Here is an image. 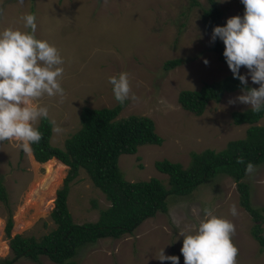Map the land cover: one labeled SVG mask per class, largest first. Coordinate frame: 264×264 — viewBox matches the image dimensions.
<instances>
[{"label":"rangeland","instance_id":"rangeland-1","mask_svg":"<svg viewBox=\"0 0 264 264\" xmlns=\"http://www.w3.org/2000/svg\"><path fill=\"white\" fill-rule=\"evenodd\" d=\"M215 1L223 12L220 25L226 24L229 17L244 13L241 0ZM199 3L192 6L190 0H0V30L23 28L22 17L34 14L36 36L54 44L64 60L63 97L44 95L33 101L48 108V117L53 122L52 144L63 147L65 140L81 127L84 106L102 108L120 104L108 82L109 76L120 72L128 73L131 93L117 118L150 117L164 138L161 145L145 144L136 154L120 156L119 166L125 179L157 177L169 188V176L157 169L156 161L169 159L187 167L192 152L208 148L219 151L229 141L244 138L250 125L235 124L232 114L250 107L238 101L229 103L241 94V89L226 93L219 102L211 101L202 115L179 103L182 90L199 89L205 82L229 74L226 64L211 49L212 32L203 24L202 14L210 7V0H199ZM175 58L182 59V63L166 70L165 63ZM240 71L244 74L248 70L242 66ZM248 85L258 87L250 77ZM40 122L41 119L35 127ZM258 124L264 125V117ZM32 156L33 152L25 153L16 141L0 142V176L8 190L10 205L7 207L0 200V219L4 221L0 249L2 241L9 246L5 226L10 214L14 220L12 236L23 234L40 239L56 227L50 213L56 191L68 174L67 165L52 206L45 211L35 209L36 206L27 209L26 225H17V210L23 206L30 184L37 173L46 172L45 165L36 164ZM245 181L250 185L252 205L263 207L264 163L256 165ZM68 204L74 220L84 223L96 221L101 209L107 208L110 202L81 169L71 184ZM232 205L237 208L235 216L230 211ZM206 208L234 224L232 241L238 249L236 264H264V247L252 231L255 220L240 204L235 181L226 175L209 179L189 195H170L167 212L159 211L131 234L118 239L101 238L85 245L73 260L77 264H171L157 259L164 248L166 255H177L179 264H184L180 251L183 237L179 231L198 224ZM8 249L0 250V264L13 258L10 246ZM11 264L58 263L40 255L37 261L22 257Z\"/></svg>","mask_w":264,"mask_h":264},{"label":"trees","instance_id":"trees-1","mask_svg":"<svg viewBox=\"0 0 264 264\" xmlns=\"http://www.w3.org/2000/svg\"><path fill=\"white\" fill-rule=\"evenodd\" d=\"M192 6L200 5L199 0H190ZM202 14L206 30L220 25L223 12L215 0ZM223 42L217 38L211 49L218 54L220 61L228 67L223 56ZM182 63V59L168 60L164 67L171 70ZM229 69V67H228ZM250 86V85H249ZM253 87V86H250ZM242 89L240 81L229 74L222 79L205 82L199 89H184L179 93L181 106L197 115H202L211 101L219 102L226 93ZM123 108L120 103L114 107L94 108L84 106L80 114L81 127L70 135L63 147L51 142L53 122L47 116L41 118L37 126L41 140L31 145L35 160L46 162L57 158L69 166L63 185L56 191L54 207L50 217L56 227L40 239L35 236L16 234L12 236L14 220L7 219L5 235L13 258L5 260L11 264L22 257L39 260L40 255L48 256L58 264H77L73 259L80 249L101 238H121L133 233L145 220L156 214L168 211L170 195H189L200 185L217 175L233 178L240 195V204L255 220L253 234L264 247V206L256 208L251 202L250 185L245 181L247 162L255 166L264 163V125L258 122L264 111L253 112L251 108L234 111L235 124H249L244 138L231 140L222 150L208 148L202 152H192L187 167L181 162L162 159L156 161L157 169L169 176L170 187L157 177L148 180L129 181L125 179L119 159L122 154H136L145 144L161 145L164 138L156 131L155 122L147 116L131 115L118 119ZM243 157L245 163H237ZM85 170L106 196L110 205L101 209L96 221L78 223L69 209L68 198L71 184ZM0 200L9 207V193L0 176Z\"/></svg>","mask_w":264,"mask_h":264},{"label":"clouds","instance_id":"clouds-1","mask_svg":"<svg viewBox=\"0 0 264 264\" xmlns=\"http://www.w3.org/2000/svg\"><path fill=\"white\" fill-rule=\"evenodd\" d=\"M241 3L243 15H233L226 24L214 26L211 41L219 38L223 42L226 63L242 86L241 94L229 103L238 101L259 113L264 111V0H241ZM22 19L23 28L0 30V142L16 141L28 153L31 145L41 140L36 122L48 116V108L33 101L44 95L63 97L64 60L54 44L36 36L34 14H25ZM242 66L248 70L244 74L240 71ZM249 77L258 87L248 85ZM108 82L118 102L123 104L130 98L128 73L111 75ZM131 98L136 99L134 95ZM237 163L244 164V158L238 157ZM254 170L255 165L247 162L245 172L250 174ZM230 211L237 215L235 205ZM173 222H177L175 217ZM234 231L235 226L228 218L206 208L198 224L179 231L183 237L180 251L184 264H236ZM157 259L179 264V256L166 255L164 248Z\"/></svg>","mask_w":264,"mask_h":264},{"label":"bare ground","instance_id":"bare-ground-1","mask_svg":"<svg viewBox=\"0 0 264 264\" xmlns=\"http://www.w3.org/2000/svg\"><path fill=\"white\" fill-rule=\"evenodd\" d=\"M30 153H32V151H30ZM32 160L36 164L45 165L46 172L43 175L37 173L34 182L30 184L27 190L23 206H21L17 210L18 212L16 214V222L17 225L20 226H25L27 223V219L25 222V212L27 213V209H32V207L36 206L35 209L37 208L40 211L52 206V199L55 198V191L57 190V186L59 185V182L65 173L64 169L67 168V166L57 158H52L45 163L38 162L37 160H35L34 156H32ZM35 212L37 213V211ZM3 226L4 221L0 219V240H2L3 236ZM1 245L3 247L0 250H9V246L7 243L2 241Z\"/></svg>","mask_w":264,"mask_h":264}]
</instances>
